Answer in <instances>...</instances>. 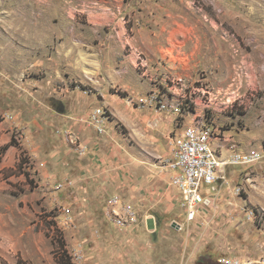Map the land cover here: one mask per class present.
Returning <instances> with one entry per match:
<instances>
[{
	"label": "rangeland",
	"instance_id": "rangeland-1",
	"mask_svg": "<svg viewBox=\"0 0 264 264\" xmlns=\"http://www.w3.org/2000/svg\"><path fill=\"white\" fill-rule=\"evenodd\" d=\"M203 120L260 152L199 212L264 264V0H0V264H190L173 149Z\"/></svg>",
	"mask_w": 264,
	"mask_h": 264
},
{
	"label": "built area",
	"instance_id": "built-area-1",
	"mask_svg": "<svg viewBox=\"0 0 264 264\" xmlns=\"http://www.w3.org/2000/svg\"><path fill=\"white\" fill-rule=\"evenodd\" d=\"M213 123L193 121L176 141L173 155V169L171 183L177 187L182 197V204L186 210L187 219L193 220L200 207H208L212 197L203 192L204 185H210L221 178L226 165L252 166L260 160V152H242L233 149L225 157H221L213 146V140L219 139ZM214 185L212 190L214 189ZM222 264H236L231 259L223 258Z\"/></svg>",
	"mask_w": 264,
	"mask_h": 264
},
{
	"label": "crops",
	"instance_id": "crops-1",
	"mask_svg": "<svg viewBox=\"0 0 264 264\" xmlns=\"http://www.w3.org/2000/svg\"><path fill=\"white\" fill-rule=\"evenodd\" d=\"M218 139L213 140V146L219 150L220 148V142ZM223 155V152H222ZM175 173V171H173ZM173 173V174H174ZM177 190H179L177 187L174 186ZM205 195L210 194L207 189H202ZM180 193V191H179ZM181 195V194H180ZM214 206V207H213ZM210 209L211 211L203 210L199 212L197 217H200V220H203L204 226L200 227L202 229L201 233L194 232V233H187L183 239L185 240V245L189 249V254L187 257V262H190V264H194L197 260L201 261L202 264H222L220 261L221 257L218 255V249L224 250V248H227L229 245L228 241V234L229 230L225 227V221L221 219V221H217L218 215H219V206L213 205ZM217 209L219 211H217ZM213 211H217V214ZM192 226H196V223H193ZM194 228V227H193ZM194 230V229H193ZM201 238L200 240H198ZM212 241V244L216 249H211V251L207 252V245L208 243ZM219 242V243H218ZM224 245V247H223ZM204 248V250H203ZM217 252V253H216Z\"/></svg>",
	"mask_w": 264,
	"mask_h": 264
},
{
	"label": "trees",
	"instance_id": "trees-1",
	"mask_svg": "<svg viewBox=\"0 0 264 264\" xmlns=\"http://www.w3.org/2000/svg\"><path fill=\"white\" fill-rule=\"evenodd\" d=\"M63 245H64V241L62 240V237L60 236V239H59L60 248H62ZM59 262H60V264H73V263L67 261V255H65L64 249H62V252L60 251V253H59Z\"/></svg>",
	"mask_w": 264,
	"mask_h": 264
}]
</instances>
